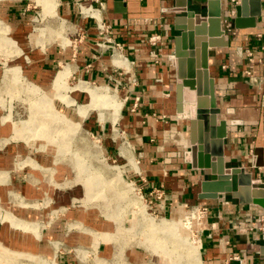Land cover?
<instances>
[{"label":"crops","instance_id":"crops-1","mask_svg":"<svg viewBox=\"0 0 264 264\" xmlns=\"http://www.w3.org/2000/svg\"><path fill=\"white\" fill-rule=\"evenodd\" d=\"M56 3L55 18L72 24L79 34L78 43L65 48L53 41L38 47L25 67L27 78L44 89L50 84L51 92L59 69L67 64L70 85L85 82L107 87L121 102L118 117L115 123L102 125L97 114L95 117L90 111L82 118L86 130L100 137L108 158L129 168L126 177L163 217L180 219L184 206L206 209L197 227L201 264H264V240L253 231L258 217L264 214L261 208L240 205L222 195L197 198L199 183L210 174L209 170L192 169L189 164V120L194 109L192 116L181 115L182 102L171 64L173 38L178 35L173 29L177 14L171 11L176 0H121L123 14L116 12L113 0ZM204 3L187 0L188 10L204 16ZM86 7L97 12L108 27L106 37L98 35L96 18L92 10L84 11ZM230 8V0H221V29L227 45L207 48L206 58L218 110L216 120L225 124L222 158L225 168H242L250 175L251 183L264 187V0H260L253 27L233 28ZM27 10L13 5L0 8V17L7 23L12 39L24 49L31 30L25 17ZM154 35L159 36L160 43L151 48L147 39ZM113 43L118 44L116 52L111 50ZM150 50L155 58L149 56ZM193 51V66L198 70L200 52ZM116 58L122 61L119 71L112 67ZM69 95L75 104L55 100L71 119L79 118L76 106L87 97L80 91ZM217 129L213 126L215 132ZM10 135V126L0 122V205L38 230L14 229L0 220V244L4 248L55 264H91L92 259L116 264L120 258L125 261L122 264H142L140 252L119 251L109 240V233L97 231L89 215L73 208L75 197L71 196L67 204L50 202L40 180L48 177L45 173L51 174L54 160L25 155L23 147L9 143ZM129 158L136 162L137 170L129 164ZM15 162H19L17 166ZM255 162L261 166L256 167ZM58 185L51 184L54 189ZM78 251L86 255L84 260Z\"/></svg>","mask_w":264,"mask_h":264},{"label":"rangeland","instance_id":"rangeland-1","mask_svg":"<svg viewBox=\"0 0 264 264\" xmlns=\"http://www.w3.org/2000/svg\"><path fill=\"white\" fill-rule=\"evenodd\" d=\"M56 4V0H0V8L7 5L28 7L25 17L31 29L24 49L12 39L7 23L0 17V122L11 128L9 143L23 147L27 156L41 155L48 161L53 159L50 168L54 173H45L48 177L40 180L47 198L57 205L66 203L71 196L75 197L77 202L72 204L73 208L89 215L97 231L109 233V240L117 245L119 251L140 252L142 264H201L199 243L194 237L198 226L186 218V213L190 212L181 210L183 216L180 219L176 216L174 219L163 217L152 207V203L131 190V181L126 177L129 168L108 158L100 137L91 134L84 126L82 118L90 111L95 117L97 114V120L102 125L109 121L115 123L120 110H116L115 105L121 107L119 98L107 87H93L85 82L70 85L67 64L59 69L61 72L51 92H48L50 84L44 89L27 78L25 67L38 47L53 41L65 48L78 43L79 34L72 24L55 18ZM117 60L116 66H122V61ZM63 73V80L59 81ZM87 90L106 96V101L96 107ZM72 91L83 92L87 97L86 102L76 106L79 118L73 116V119L71 114L65 113L66 109L59 108L55 100L75 104L69 95ZM128 162L137 170L132 158ZM18 163L15 162V165ZM54 182L60 184L55 186L58 189L51 186ZM0 220L14 229L34 233L38 230L36 225L13 217L1 205ZM0 254V264H55L43 258L9 251L1 244ZM78 256L84 260L86 255L78 251ZM94 261L92 259L91 264H110ZM123 262L120 258L116 264Z\"/></svg>","mask_w":264,"mask_h":264},{"label":"water","instance_id":"water-1","mask_svg":"<svg viewBox=\"0 0 264 264\" xmlns=\"http://www.w3.org/2000/svg\"><path fill=\"white\" fill-rule=\"evenodd\" d=\"M116 12L123 14L121 0H113ZM179 1V2H178ZM204 1L205 15L188 10L187 0H176L172 13L173 38L171 64L175 70V83L181 102L194 104V116L189 120V164L192 169L209 170L210 176L199 183L198 199H215L228 196L240 205H256L264 211V187L251 183L250 175L242 168H225L222 158V139L225 124L217 121L212 80L207 73V48L224 47V30L221 29V0ZM232 25L235 29L254 26L259 15L260 0H239L233 7ZM183 14V15H179ZM194 49H199L201 64L194 69ZM188 97L185 99L184 96ZM213 126H217L216 132ZM256 167L261 163L255 162ZM262 251L264 247L261 248ZM263 254V252H262Z\"/></svg>","mask_w":264,"mask_h":264},{"label":"built area","instance_id":"built-area-1","mask_svg":"<svg viewBox=\"0 0 264 264\" xmlns=\"http://www.w3.org/2000/svg\"><path fill=\"white\" fill-rule=\"evenodd\" d=\"M237 1L238 0H230V5H231L230 12H229L230 16H234L233 7L238 4ZM89 9L92 10L91 7H89ZM86 15H88V14H86ZM93 20L95 21V28L97 30L98 35L101 36V37H106V35H107V28L108 27L106 25H104V23H102L100 20H97V19H93ZM159 41H160L159 36L154 35V36H150L147 39V44H148L149 47L152 48V47H155V46L159 45L158 44V43H160ZM111 50L116 52L118 50V44L117 43H113L112 46H111ZM149 56L151 58H155V54H154L153 50H150ZM246 56H250V53L247 52L246 53ZM112 67L115 70H117V71L121 70V66H116V65L112 64ZM129 186L131 187V190L136 195H140L141 198H144V196L142 195L140 189L137 188L136 186H134L133 183L130 182L129 183ZM183 209H187L190 212V213H186L187 214L186 215V218H188V220L190 219L189 221H192L191 224L192 223H195L196 226H199L201 224L202 220L205 218L206 209L203 208V207H191V208H187L186 206H184ZM253 231L257 232L260 235V238L264 240V214H261L258 217V219L256 221V226L253 227ZM197 233H198V231L195 230L194 231V234H195L194 237L196 238L195 241L198 242V240H197ZM84 252H86V251H84ZM86 254L89 255L90 253L88 254L86 252ZM234 259H236V258H234Z\"/></svg>","mask_w":264,"mask_h":264},{"label":"bare ground","instance_id":"bare-ground-1","mask_svg":"<svg viewBox=\"0 0 264 264\" xmlns=\"http://www.w3.org/2000/svg\"><path fill=\"white\" fill-rule=\"evenodd\" d=\"M84 11H85V12H88V13H91L89 7H86V8L84 9ZM92 15H93L97 20H99V17L97 16V15H98L97 12L93 11V12H92ZM63 76H64V73L59 77V81H62V80H63ZM87 92L90 94V98L93 99V100H95L94 105H95L96 107H100V106L102 105L101 102H104V101H106V99H107L106 96L100 95V94L96 93L95 91L87 90ZM184 97H185V99H188L187 95L184 96ZM99 102H100L101 104H99ZM114 103H115V102H114ZM117 108L120 109V105H119V104H116V105H115V109H116V110H117ZM193 109H194V104L191 103L190 101L182 102V114H181V115H183L184 117H186V116H192V115H193ZM0 255H1V254H0ZM4 257H5V256H4ZM6 259L8 260L9 258H5V260H6ZM8 261H9V260H8Z\"/></svg>","mask_w":264,"mask_h":264}]
</instances>
